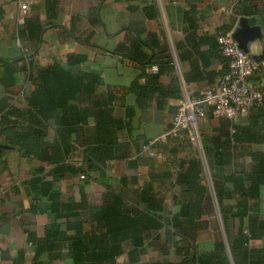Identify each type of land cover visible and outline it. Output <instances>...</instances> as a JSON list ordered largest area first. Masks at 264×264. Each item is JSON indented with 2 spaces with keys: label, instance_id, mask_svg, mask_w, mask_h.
I'll return each instance as SVG.
<instances>
[{
  "label": "crops",
  "instance_id": "crops-1",
  "mask_svg": "<svg viewBox=\"0 0 264 264\" xmlns=\"http://www.w3.org/2000/svg\"><path fill=\"white\" fill-rule=\"evenodd\" d=\"M29 20V25L18 23L17 0H0V120L10 105H18L32 92L26 72L31 65L46 68L56 62L65 64L69 55L86 57L79 69L101 76L95 99L111 101L115 118L124 125L119 141L129 153L127 158L108 161L104 176L96 174V181L80 175L56 177L55 190L66 203L87 202L97 207L106 193H113L122 196L129 212L138 207L140 193L152 183L153 191L175 212L171 204L180 190L158 176L169 163L160 154L142 152L141 157L140 151L146 142L166 141L182 101L219 85L229 68L219 49V35L235 32L247 21L262 34L249 43V55L264 57V0H36ZM39 23L41 33L31 36L30 30ZM253 82L264 88V71ZM256 113L246 109L233 120L208 115L200 124L199 146L192 144L193 151L178 156L182 160L199 154L205 184L215 202L214 177L241 173L242 167L249 172L255 165L249 152L264 153V143H230L223 150L222 165L207 156L205 144L210 146L218 136L223 142L232 139L235 126L241 133V126H247ZM178 138L189 140L186 135ZM53 140L54 130H50L46 143ZM79 159L77 154L73 162ZM53 169L16 150L0 158V264H75L65 249L54 260L45 253L37 261L36 248L29 242L31 234L44 238L56 219L48 209V199L26 183L37 177L52 179ZM260 206L264 219V191ZM80 212L90 223L91 211ZM204 218L210 227L198 236L199 252H210L218 240L229 249V235L217 205L215 213ZM238 227L235 221L231 235ZM164 244L165 229L152 233L145 254L135 264L180 262L175 253L165 257ZM130 247L124 244L125 253L116 259L117 264H132L127 254ZM263 247V239L251 242L252 249Z\"/></svg>",
  "mask_w": 264,
  "mask_h": 264
},
{
  "label": "trees",
  "instance_id": "trees-1",
  "mask_svg": "<svg viewBox=\"0 0 264 264\" xmlns=\"http://www.w3.org/2000/svg\"><path fill=\"white\" fill-rule=\"evenodd\" d=\"M25 24H30L29 18ZM41 31L39 23L30 30V35H38ZM85 60L83 56L69 55L65 64L56 62L46 68L31 65L26 72L32 92L18 105H10L1 116L0 158L16 150L25 158L54 167L50 172L52 179L37 177L26 183L48 199V209L56 219L44 238L30 235L29 242L36 248L35 259L38 261L48 253L54 260L65 249L75 264H117L116 259L125 253L124 244L130 243L127 254L130 263L135 264L145 254L152 233L165 229L162 252L165 257L175 253L181 261L167 259L151 264H264V247L251 248L252 241L264 240L260 206L264 191V153L249 152L255 162L249 172L242 167L241 173L215 176V202L205 184L204 165L199 154L182 160L178 158L181 152L193 151L192 143L179 136H168L162 144L146 142L145 146L149 145L151 152L156 156L160 154L169 163L158 176H163L169 187L180 190L171 204L176 206L175 212L166 199L153 191L152 183L140 193L138 207L134 206L129 212L125 210L122 196L109 192L104 195L100 207L62 200L63 194L55 190L56 177L70 174L96 181V174L98 178L104 176L108 161L127 158L129 153L119 141L124 125L115 118L111 101L95 99L101 76L79 69ZM262 71L264 68L249 81L264 93V88L253 82ZM252 109L257 113L247 126H241V133L235 126L237 131L232 139L223 142L218 136L212 139L210 146L205 144L207 156H213L217 165L223 164V150L234 141L264 143V102ZM50 130H54V140L47 144ZM142 152L145 154L141 149L140 155ZM77 154L80 159L73 162ZM176 160L179 165L175 164ZM216 205L223 216L230 247L227 249L225 242L218 240L210 252L202 254L197 246L198 236L210 227L204 217L213 215ZM81 210L91 211L90 223ZM235 221L239 223L238 231L231 235ZM91 224L94 226L89 228Z\"/></svg>",
  "mask_w": 264,
  "mask_h": 264
},
{
  "label": "built area",
  "instance_id": "built-area-1",
  "mask_svg": "<svg viewBox=\"0 0 264 264\" xmlns=\"http://www.w3.org/2000/svg\"><path fill=\"white\" fill-rule=\"evenodd\" d=\"M35 4L36 0H17L20 25H24L31 16ZM233 33L226 32L218 37L221 53L229 62L228 73L217 87L207 89L198 96L187 97L180 103L166 136L186 135L198 147L201 141L200 124L208 115L233 120L244 110L263 104L264 93L250 83L249 79L264 68V58L256 61L240 49ZM143 150L155 155L149 145ZM81 178L84 179V176Z\"/></svg>",
  "mask_w": 264,
  "mask_h": 264
},
{
  "label": "water",
  "instance_id": "water-1",
  "mask_svg": "<svg viewBox=\"0 0 264 264\" xmlns=\"http://www.w3.org/2000/svg\"><path fill=\"white\" fill-rule=\"evenodd\" d=\"M261 29L259 27L249 26L247 21H242L240 27L233 33L235 41L238 43L239 48L249 54V43L255 39L261 38ZM264 58V57H263ZM262 58V59H263ZM256 61L262 59L253 58Z\"/></svg>",
  "mask_w": 264,
  "mask_h": 264
}]
</instances>
